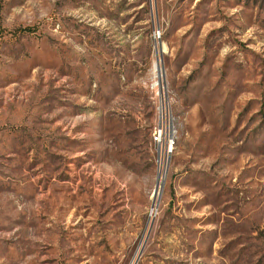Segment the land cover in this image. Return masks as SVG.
Here are the masks:
<instances>
[{
  "label": "rangeland",
  "instance_id": "rangeland-1",
  "mask_svg": "<svg viewBox=\"0 0 264 264\" xmlns=\"http://www.w3.org/2000/svg\"><path fill=\"white\" fill-rule=\"evenodd\" d=\"M0 264H264V0H0Z\"/></svg>",
  "mask_w": 264,
  "mask_h": 264
},
{
  "label": "built area",
  "instance_id": "built-area-1",
  "mask_svg": "<svg viewBox=\"0 0 264 264\" xmlns=\"http://www.w3.org/2000/svg\"><path fill=\"white\" fill-rule=\"evenodd\" d=\"M168 128L169 126L161 120L158 122V124L153 129L152 141H153V144L159 149L165 148V143H166L168 133H169ZM167 146H169L171 149V146H173V144L170 142V145H167Z\"/></svg>",
  "mask_w": 264,
  "mask_h": 264
},
{
  "label": "bare ground",
  "instance_id": "bare-ground-1",
  "mask_svg": "<svg viewBox=\"0 0 264 264\" xmlns=\"http://www.w3.org/2000/svg\"><path fill=\"white\" fill-rule=\"evenodd\" d=\"M162 51H164V50H162ZM156 52H157V49H156ZM157 54H158V53H157ZM155 64H156V62H155ZM155 67H156V69H157V73H158V77H159V82H161V78L163 77V71H162V69H161V67H160V62H159ZM162 67H163V66H162ZM167 152H168V153L171 152L169 146H167Z\"/></svg>",
  "mask_w": 264,
  "mask_h": 264
},
{
  "label": "water",
  "instance_id": "water-1",
  "mask_svg": "<svg viewBox=\"0 0 264 264\" xmlns=\"http://www.w3.org/2000/svg\"><path fill=\"white\" fill-rule=\"evenodd\" d=\"M161 191H162V189H161V190L159 189V184L157 183V187H156V189H155V191H154V196H155L156 194H160Z\"/></svg>",
  "mask_w": 264,
  "mask_h": 264
},
{
  "label": "trees",
  "instance_id": "trees-1",
  "mask_svg": "<svg viewBox=\"0 0 264 264\" xmlns=\"http://www.w3.org/2000/svg\"><path fill=\"white\" fill-rule=\"evenodd\" d=\"M31 29H26V31H30Z\"/></svg>",
  "mask_w": 264,
  "mask_h": 264
}]
</instances>
